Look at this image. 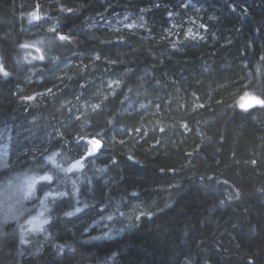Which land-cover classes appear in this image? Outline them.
Listing matches in <instances>:
<instances>
[{"label":"trees","instance_id":"16d2710c","mask_svg":"<svg viewBox=\"0 0 264 264\" xmlns=\"http://www.w3.org/2000/svg\"><path fill=\"white\" fill-rule=\"evenodd\" d=\"M0 67V179L84 161L0 264H264V0H0Z\"/></svg>","mask_w":264,"mask_h":264},{"label":"rangeland","instance_id":"374dc122","mask_svg":"<svg viewBox=\"0 0 264 264\" xmlns=\"http://www.w3.org/2000/svg\"><path fill=\"white\" fill-rule=\"evenodd\" d=\"M251 104L255 103V101L251 100ZM84 148L87 153L89 148L95 147L99 150L100 141L97 138H86L84 139ZM11 133L8 128H4L0 131V170L4 169L8 166L10 160L16 159V154L18 151L14 150L15 153L12 152L11 149ZM32 148V147H31ZM32 150V149H31ZM33 151V150H32ZM39 152H37L38 154ZM75 157V155H74ZM68 161V163L63 166L58 162L59 158L56 156H52L50 158V167L53 170L50 171V168L45 170H40L41 166L34 165L32 168H26L18 170L15 173H11L7 176H3L0 179V208H3L5 204H11L13 201L21 197L24 192L29 191L28 184L31 183L33 185L32 192L30 198L23 199L21 201L20 210L15 211L10 219L4 220L3 214L0 212V225L6 223H19V228L24 235H36L38 233L44 232L48 233V227L52 220L54 219L55 213H52V206L55 201L59 200V197L62 196L63 191L60 189L61 182L63 178H65V174L62 169L67 168L73 161L77 160L74 158ZM84 163V161H82ZM54 166H58L57 169ZM80 170V168L75 169ZM74 170V171H75ZM73 171V172H74ZM49 174L53 177L50 182H42L41 178ZM54 180V181H53ZM49 184L48 187H45L42 190V193L38 195L40 191L41 184ZM70 205V204H69ZM81 207V206H80ZM76 205L68 206V209L63 210L62 216L63 219L75 218L81 216L84 209L80 208ZM79 209V211H77ZM72 213L71 216L67 215V213ZM47 220V223H41L42 221ZM65 220H62V222ZM121 223V218H115L109 221V223L104 226H98L97 230L109 229L112 230V236L118 234L119 232H114L115 228H119ZM23 226V227H21ZM40 229V230H37ZM104 233L106 231H103Z\"/></svg>","mask_w":264,"mask_h":264},{"label":"snow or ice","instance_id":"6c2138e0","mask_svg":"<svg viewBox=\"0 0 264 264\" xmlns=\"http://www.w3.org/2000/svg\"><path fill=\"white\" fill-rule=\"evenodd\" d=\"M66 11H68V12H72L73 10H71V9H67ZM32 19H39V17L36 16L35 14H33V15H32ZM201 27H203V25H201ZM187 35H188L190 38H192V39H196V38L203 39V37H195V36H193L191 32H189ZM59 39H60L61 41H66V40L68 39V37H66L65 35H60V36H59ZM37 43H41V42H40V41H37ZM21 47L27 48V47H29V45L25 44V45H21ZM37 52H39V49H37ZM97 58H99V57H97ZM33 59H40V60H43L44 57H43V56H36V57H33ZM0 73H3V75H4L5 77H7V76L9 75L6 71H4L3 67H0ZM248 97H249V96L246 94L245 97H243V98L241 99V102L238 104V106L240 107V109L243 110V111H247V110L249 109V108H247V107L245 106V101H246V99H247ZM29 99H31V98H29ZM254 105L264 107V99L257 98V99H256V102L252 105V107H253ZM99 147H100V148L102 147L101 142H100ZM97 152H98L97 148L92 147V148H89V149H88L87 154H85V155L91 157L94 153H97ZM83 167H84V163H82V159H77V160L73 161V162H72L67 168H63L62 171H63L64 173H71V172H73L75 169H78V168L82 169ZM43 179H44V180H47V181H50V180L53 179V177H52V176H45V177H43ZM45 187H48V185H47V184L41 185L39 190L42 191ZM28 189H29V191L24 192L23 195H22L21 197L16 198V199L13 201V203H11V204H7V203H6L5 206H4L3 208H0V212H2V214H3V219H4V220L10 219V218L12 217V215L14 214L15 211L20 210L21 201H22L23 199H28V198H30V195L33 194V192H32L33 185H32L31 183L28 184ZM64 196H67V193H65ZM77 211H79V209H77ZM67 215L71 216L72 213H71V212H70V213H67ZM107 219H108V220H111L112 217H111V216H108ZM137 219H140V217H137ZM41 223H42V224H43V223H47V220L42 221ZM21 227H23V226H21ZM37 230H40V229H37ZM111 235H112V230L109 229L108 231H106V232L104 233L103 237H104V238H110ZM92 239H99V237H93ZM21 243H22V244H23V243H27V241H25L24 238H23V234L21 235Z\"/></svg>","mask_w":264,"mask_h":264},{"label":"water","instance_id":"95a60500","mask_svg":"<svg viewBox=\"0 0 264 264\" xmlns=\"http://www.w3.org/2000/svg\"><path fill=\"white\" fill-rule=\"evenodd\" d=\"M45 176H51V175L46 174V175H44L43 177H45ZM43 177L41 178V180H42L43 182H50V181H51V180H50V181L44 180Z\"/></svg>","mask_w":264,"mask_h":264}]
</instances>
